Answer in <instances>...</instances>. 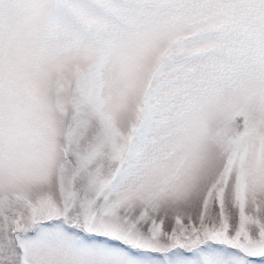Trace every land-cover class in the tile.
Wrapping results in <instances>:
<instances>
[{
    "label": "snow or ice",
    "instance_id": "obj_1",
    "mask_svg": "<svg viewBox=\"0 0 264 264\" xmlns=\"http://www.w3.org/2000/svg\"><path fill=\"white\" fill-rule=\"evenodd\" d=\"M0 264H264V0H0Z\"/></svg>",
    "mask_w": 264,
    "mask_h": 264
}]
</instances>
